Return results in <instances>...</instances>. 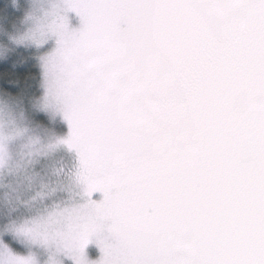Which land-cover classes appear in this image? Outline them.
<instances>
[{"label": "snow or ice", "instance_id": "snow-or-ice-1", "mask_svg": "<svg viewBox=\"0 0 264 264\" xmlns=\"http://www.w3.org/2000/svg\"><path fill=\"white\" fill-rule=\"evenodd\" d=\"M13 40L0 95L35 101L57 179L0 208V264H264V0H60Z\"/></svg>", "mask_w": 264, "mask_h": 264}, {"label": "rangeland", "instance_id": "rangeland-1", "mask_svg": "<svg viewBox=\"0 0 264 264\" xmlns=\"http://www.w3.org/2000/svg\"><path fill=\"white\" fill-rule=\"evenodd\" d=\"M59 3L60 0H0V17L6 14L11 17L6 22L0 19V59L17 51L30 57V48L17 44L13 37L23 35L29 28L45 27ZM6 6L11 9L7 10ZM34 102L0 95V208L5 210L38 203L50 192L51 187L43 188L51 185L44 172L53 159L48 149L52 128L34 116ZM29 250L41 264L48 258V252L40 247L19 249ZM88 254L90 258L99 255L95 245L89 246Z\"/></svg>", "mask_w": 264, "mask_h": 264}, {"label": "trees", "instance_id": "trees-1", "mask_svg": "<svg viewBox=\"0 0 264 264\" xmlns=\"http://www.w3.org/2000/svg\"><path fill=\"white\" fill-rule=\"evenodd\" d=\"M6 9L10 10L11 7L6 6ZM29 58L30 57H28L25 54H22L19 51L12 52L11 54H9L8 58H4L5 60H7L9 62V64L4 65V64L0 63V72L5 71L6 76L9 79H12V80L21 79L23 75L26 76L28 74L29 69L25 66V64L27 63ZM22 98H25V97H22ZM26 100L29 101V99H27V98H26ZM56 167H57V160L55 157H53L52 162L49 164V167L47 168V170H45L46 172H44L47 175V177L45 179L47 181H50L51 185L50 186H44V188H43L44 190H47L46 187L48 189L51 187L50 190L53 187H55L56 174L51 173V172H54ZM38 185H41V184H37V186ZM33 190H35V188H33Z\"/></svg>", "mask_w": 264, "mask_h": 264}]
</instances>
